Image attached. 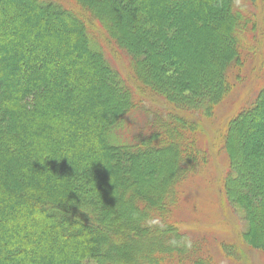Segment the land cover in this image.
<instances>
[{"label": "trees", "instance_id": "1", "mask_svg": "<svg viewBox=\"0 0 264 264\" xmlns=\"http://www.w3.org/2000/svg\"><path fill=\"white\" fill-rule=\"evenodd\" d=\"M77 1L0 0V264L200 261L169 219L203 153L177 115L146 102L131 134L142 89L97 35L156 96L199 111L231 91L229 68L256 51L258 20L248 0ZM225 141L226 197L264 240V85Z\"/></svg>", "mask_w": 264, "mask_h": 264}, {"label": "rangeland", "instance_id": "2", "mask_svg": "<svg viewBox=\"0 0 264 264\" xmlns=\"http://www.w3.org/2000/svg\"><path fill=\"white\" fill-rule=\"evenodd\" d=\"M56 1L78 3L77 0ZM242 5L258 20L256 51L246 57L242 66L229 68L231 91L217 104L199 111L177 110L156 96L141 83L132 60L126 53L118 51L115 41L101 30L97 35L100 42L104 39L106 43L105 57L126 77L129 87L137 85L142 89L141 96L145 101L135 100L136 107L132 108L127 121L128 128H132L131 134L143 125L142 118L148 115L146 102L157 112L177 115L185 142L203 153L201 168L188 172L186 179L178 185L179 198L169 219L175 228L202 248L198 253L201 259L196 262L165 259V264H264V240L248 226L243 210L227 199L224 189V178L231 164L225 141L230 121L251 103L264 85V0H248ZM239 134L236 138L241 142ZM261 230L264 236V228Z\"/></svg>", "mask_w": 264, "mask_h": 264}]
</instances>
